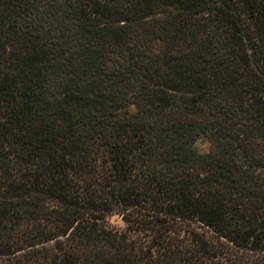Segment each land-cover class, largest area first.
Here are the masks:
<instances>
[{"label": "trees", "instance_id": "trees-1", "mask_svg": "<svg viewBox=\"0 0 264 264\" xmlns=\"http://www.w3.org/2000/svg\"><path fill=\"white\" fill-rule=\"evenodd\" d=\"M0 264H264V0H0Z\"/></svg>", "mask_w": 264, "mask_h": 264}, {"label": "rangeland", "instance_id": "rangeland-1", "mask_svg": "<svg viewBox=\"0 0 264 264\" xmlns=\"http://www.w3.org/2000/svg\"><path fill=\"white\" fill-rule=\"evenodd\" d=\"M198 147L203 151H207L209 149V143L205 140H200L198 141ZM110 221L112 224H115V225H123V221L121 220L119 216H112Z\"/></svg>", "mask_w": 264, "mask_h": 264}]
</instances>
